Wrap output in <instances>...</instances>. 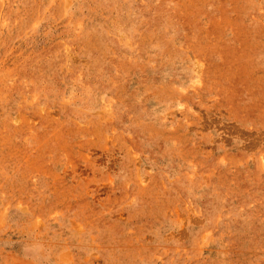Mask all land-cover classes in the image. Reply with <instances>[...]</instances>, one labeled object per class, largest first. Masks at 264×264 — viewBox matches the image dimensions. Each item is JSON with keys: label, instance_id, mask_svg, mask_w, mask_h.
<instances>
[{"label": "rangeland", "instance_id": "1", "mask_svg": "<svg viewBox=\"0 0 264 264\" xmlns=\"http://www.w3.org/2000/svg\"><path fill=\"white\" fill-rule=\"evenodd\" d=\"M0 264H264V0H0Z\"/></svg>", "mask_w": 264, "mask_h": 264}]
</instances>
